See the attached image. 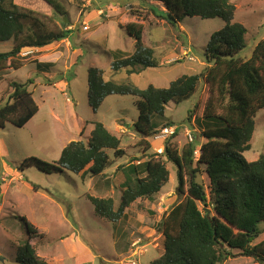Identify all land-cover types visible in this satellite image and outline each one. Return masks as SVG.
<instances>
[{"label":"rangeland","instance_id":"374dc122","mask_svg":"<svg viewBox=\"0 0 264 264\" xmlns=\"http://www.w3.org/2000/svg\"><path fill=\"white\" fill-rule=\"evenodd\" d=\"M14 1L19 6L48 16L51 14L49 7L41 0ZM59 1L66 9V16L59 17L57 24L68 30L71 25L67 40L44 53L24 57L25 53H21L18 59L23 66L15 71L8 69L0 76L1 104L7 101L10 83L33 80L28 90L38 107L35 116L22 128L6 123L0 130V264H20L15 262L17 249L27 239L22 217L43 234L42 238H35L30 244L37 255L50 264H130L131 261L134 264H149L163 252L160 222L168 210L181 201L175 195L176 169L166 163L169 172L167 184L150 199L137 200L125 211L127 215L120 221L112 223L95 217L87 198L110 197L117 208L121 195L119 186L124 180L121 170L129 162H144L158 153L157 150L163 149V141L158 133L156 137L148 138L151 148L144 152V146L133 128L137 119V99L134 97L108 96L93 112L87 99L88 70L100 69L104 80L129 83L139 89L149 85L167 88L170 82L183 75H200L203 72V49L209 37L219 31L224 23L218 18L192 17L184 18L177 28H173L150 13L148 6L160 9V5L153 0ZM148 1L153 4L148 5ZM231 2L235 7L233 21L243 25L247 31L245 48L238 57L247 60L256 43L264 39V0ZM96 9L101 10V15H95ZM129 9L138 12L137 20L143 23L147 35L144 42L152 47L153 57L159 63L163 59H169V62L132 74H127L124 69L118 72L111 70V52L120 51L128 55L134 52L133 38L126 34L119 23L129 19V14H124L125 10L129 13ZM133 18L136 19L135 16ZM10 49V41L0 44L1 52ZM185 52L192 60L185 57ZM41 55L47 56L44 60L50 64L46 71L37 69L31 63L38 60L44 63ZM60 82L64 85L67 83V88L56 86L55 83ZM207 96L208 89L200 79L191 99L178 105L168 103L164 115L153 116L151 123L156 130L167 123L174 125V132L177 127V134L170 144L178 150L189 142L186 135L189 133L196 141L195 151H198L202 140L197 120L202 116ZM189 111H193L191 115ZM188 115L191 116L189 122L186 121ZM82 119L92 126V130V123H101L110 134L121 140L120 148L124 156L114 158L112 151H107L111 164L104 170L102 178L81 179V176L66 170L51 175L34 168L19 170V165L26 158L34 157L53 163L59 159L68 142L86 143L89 128L82 129ZM254 122L250 150L243 153L248 162L264 154V109L257 113ZM169 136L166 135L165 140ZM103 182H107L108 186L103 187ZM197 182L208 191L205 175L199 174ZM258 228L262 230L261 234L251 245L264 241V224L258 225ZM222 264L259 263L233 250L231 257Z\"/></svg>","mask_w":264,"mask_h":264},{"label":"trees","instance_id":"16d2710c","mask_svg":"<svg viewBox=\"0 0 264 264\" xmlns=\"http://www.w3.org/2000/svg\"><path fill=\"white\" fill-rule=\"evenodd\" d=\"M41 1L49 7V16L19 6L14 0H0V44L11 42L10 51H0V76L8 69L15 71L23 66L18 59L21 53L30 54L57 45L69 37L70 31L57 24L59 17L66 16L62 3L59 0ZM153 1L161 10L148 6L150 13L173 28H177L184 18L222 20L223 27L209 37L203 49L206 64L203 72L183 75L170 82L167 88L149 85L139 89L125 82L106 81L102 70L90 68L88 104L95 112L108 96L136 98L137 119L133 128L146 153L151 148L148 138L159 135L160 128L174 127L167 123L156 130L151 118L162 117L168 103L178 105L191 99L202 79L208 96L202 116L197 120L202 140L199 156H194V140L183 145L181 150L170 144L177 134L176 127L175 132L163 141L161 154L155 153L137 164L129 162L122 170L118 169L122 171L124 181L119 186L121 195L117 208L110 197L89 196L87 200L95 217L118 222L126 217L125 211L137 200L150 199L161 191L168 182L166 163H170L176 169L175 195L181 201L172 206L160 222L163 252L149 264H222L231 257L233 250L264 264V241L251 245L261 234L258 225L264 224V154L252 162L243 157V153L250 150L254 119L264 109V39L256 43L249 59H240L238 55L245 48L247 31L233 21L235 7L231 0ZM128 14L139 18L135 10L129 9ZM123 29L134 40V52L131 55L111 52V70L124 69L127 74H132L157 68L159 62L153 57L152 47L145 45L147 35L143 23L129 22ZM31 63L45 71L50 65L38 61ZM30 85L33 80L9 84L11 90L7 101L0 103V130L6 123L22 128L37 113L38 107L28 90ZM190 115L187 122L191 121ZM92 124L93 130L86 143L71 141L62 149L56 162L46 163L29 157L21 162L19 170L34 168L47 175L66 170L81 179L102 178L104 170L111 164L107 151H112L114 158L123 157L124 152L120 148V138L110 134L101 123ZM199 174L208 180V191L197 182ZM21 222L27 239L17 249L15 262L50 264L40 258L30 244L43 234L24 217Z\"/></svg>","mask_w":264,"mask_h":264},{"label":"crops","instance_id":"0c3cea01","mask_svg":"<svg viewBox=\"0 0 264 264\" xmlns=\"http://www.w3.org/2000/svg\"><path fill=\"white\" fill-rule=\"evenodd\" d=\"M143 4V3H142ZM153 4V2H151V1H148V5H152ZM145 7H147V5L146 4H143ZM100 6H103V5H100ZM160 9H161V7H160ZM97 10V9H96ZM128 10H125V13L124 14H128V12H127ZM100 12H101V10H97L96 12H95V15L97 16V13L99 14V15H101L100 14ZM112 12H118V10H112ZM121 12V9L119 10V12L118 13H120ZM123 14V13H122ZM121 14V15H122ZM128 17H129V19H127V20H125L124 21V23H122L121 21H119V23H121V25L120 26H124V25H126L127 23H129V22H139L138 20H137V18L136 19H134L133 17V19H131V17L128 15ZM70 27H69V31L71 30V25H69ZM68 30V29H67ZM179 31H180V29H179ZM67 39H65V40H63V41H61V42H59L57 45H51V46H48L47 48H42V49H39V50H36V51H32L30 54H32L33 55V53H39V52H41V53H44V52H46V51H50L49 49H51V48H53V47H58L61 43H64V41H66ZM8 43V42H7ZM69 43V42H68ZM151 47V46H150ZM128 55V54H127ZM42 57H41V59L44 61V63H49V62H47V61H45L44 59H47V56H44V55H41ZM39 61V60H38ZM42 62V61H41ZM167 62H169V59H163V61L161 62V63H159V66L160 65H164L165 63H167ZM201 65H203L204 67L206 66V64L205 63H203V62H201ZM56 84V86H60L61 87V89H66L67 88V86H66V84L64 85L62 82H60L59 84H57V83H55ZM87 90H88V83H87ZM66 100H68L67 98H66ZM104 102V101H103ZM90 122V121H89ZM82 123H83V126H82ZM86 125V127H84ZM81 126H82V129H84V130H86L85 128H89L88 129V131H87V140L89 139V137H90V133L92 132V126L91 125H87V122H86V120H84V119H82V122H81ZM116 130L118 131L119 130V125L116 127ZM120 132V131H119ZM86 140V141H87ZM85 141V142H86ZM71 142V141H70ZM70 142H68V143H70ZM114 175V174H113ZM97 179V178H96ZM124 181V180H123ZM123 181L121 182V183H123ZM108 186V184H107V182H103V187H107ZM126 215H127V213H126Z\"/></svg>","mask_w":264,"mask_h":264},{"label":"built area","instance_id":"2783aa9c","mask_svg":"<svg viewBox=\"0 0 264 264\" xmlns=\"http://www.w3.org/2000/svg\"><path fill=\"white\" fill-rule=\"evenodd\" d=\"M84 29H86V28H84ZM26 54H27V53H25L24 55H26ZM184 55H186L185 57H187V59H188L189 61L192 60V58H189V56H188V54H187L186 52H185ZM172 129H173V128H165V129L160 130L159 137L162 138V139L164 140L166 135H168V134L171 135V134L174 132V130H172ZM186 135L189 136V141H192V140H193V139L191 138V136H190L189 133H187ZM157 152H158L159 154L162 153V149L157 150ZM199 152H200V149H199L198 151H195V152H194V155H195L196 157H198V156H199ZM137 243H138V242H137ZM133 246L136 247V244H134ZM130 264H134V262L131 261Z\"/></svg>","mask_w":264,"mask_h":264},{"label":"clouds","instance_id":"9594fccd","mask_svg":"<svg viewBox=\"0 0 264 264\" xmlns=\"http://www.w3.org/2000/svg\"><path fill=\"white\" fill-rule=\"evenodd\" d=\"M26 55H28V54H26ZM26 55H24L23 54V56H26ZM170 128H172V127H170ZM162 129H165V128H160L159 130H158V132H159V134H160V130H162ZM159 136V135H158ZM165 140V139H164ZM163 139H162V141H164ZM199 149H200V147H199ZM163 150V149H162ZM161 154V153H160Z\"/></svg>","mask_w":264,"mask_h":264},{"label":"water","instance_id":"95a60500","mask_svg":"<svg viewBox=\"0 0 264 264\" xmlns=\"http://www.w3.org/2000/svg\"><path fill=\"white\" fill-rule=\"evenodd\" d=\"M65 21V20H64ZM2 259H0V261H1Z\"/></svg>","mask_w":264,"mask_h":264}]
</instances>
